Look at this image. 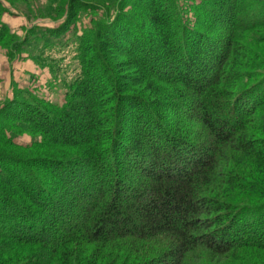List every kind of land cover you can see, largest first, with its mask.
Returning a JSON list of instances; mask_svg holds the SVG:
<instances>
[{
	"label": "trees",
	"instance_id": "16d2710c",
	"mask_svg": "<svg viewBox=\"0 0 264 264\" xmlns=\"http://www.w3.org/2000/svg\"><path fill=\"white\" fill-rule=\"evenodd\" d=\"M133 1L144 8L134 16L113 17L116 0L92 6L90 25L72 39L77 76L62 107L12 100L0 112L82 156L27 162L0 151V228L9 229L0 239L36 257L2 264H192L200 249L249 264L243 250L264 252V60L237 43L264 27V0H210V14L223 19L213 37L182 23L175 0ZM73 2L62 26L39 37L44 46L60 45L91 7ZM3 13L0 2V42L9 33ZM249 14L260 19L247 22ZM13 130L0 121L2 143L19 149ZM81 163L86 171L68 191ZM19 174L29 181L12 183ZM235 189L254 200L232 203Z\"/></svg>",
	"mask_w": 264,
	"mask_h": 264
},
{
	"label": "rangeland",
	"instance_id": "374dc122",
	"mask_svg": "<svg viewBox=\"0 0 264 264\" xmlns=\"http://www.w3.org/2000/svg\"><path fill=\"white\" fill-rule=\"evenodd\" d=\"M73 1L74 0H0L4 8L2 21L9 28V33L3 38L2 42H0V112L7 109L6 107L12 100L27 101L51 113H53L55 109L52 107H62L66 102L68 92L71 91L72 88L70 85L77 76V70L75 69L77 62L74 57L75 45H72V39L80 36L85 31L86 27L90 25L91 16L94 13L92 6L103 5L104 8H106L107 6L105 7V5L110 0H78L80 6L84 3L90 4L91 7L88 10H84V12L80 9L77 14L78 17H76L77 21L71 24L69 30L65 32L64 38L63 36L62 38L57 37V39L61 40V43H59L60 45H57V47H52V45L50 47L48 45L44 46L42 43L43 41L40 40L39 37L42 33L48 32L50 29L62 26L67 20V7H69ZM119 2L122 3V5L118 6ZM175 2L182 15L181 22L188 25V27L209 33L208 35L210 37L218 35L221 32V27L216 23V19L219 21H223V19H219L210 14V10L213 7L209 4L210 0H175ZM108 4L117 7V11L114 10L112 13L113 17H116L117 14L119 15L117 17H124L126 15L134 16L131 11L134 8L144 10L142 4L133 0H116V2H110ZM241 5L243 8H247L245 3L242 2ZM253 12L260 14L258 5H255ZM263 13L264 7L262 8L261 14ZM74 16L75 14L73 17ZM254 18L257 20L260 19L252 14H249L246 19L247 22H250ZM137 23L140 24V21L138 20ZM145 28H148V26L146 25ZM208 29L212 30L208 31ZM237 41L243 48L241 52L244 50H251L256 54L259 60H264V27L240 33ZM65 45L67 46L64 47ZM114 61L115 60H111V63H115ZM168 70L166 69L163 71L168 72ZM114 71L117 72L118 70L114 68ZM145 96L148 101L154 100V98L150 97L152 94L148 93ZM29 107H31L32 110L34 108L32 106ZM27 109L31 111L30 108L27 107ZM17 113L22 116L26 115L25 111L20 108H18ZM28 114L30 115V113ZM45 120L44 118L41 120L36 119L35 122L39 123ZM0 121L8 122L10 126L12 125V127H14L13 131L16 134L12 137V140L15 146L19 147V149H17L8 146L2 143L0 139V151L15 157L17 160L30 162L37 158H48L52 160H72L76 162L82 157L81 154L80 156L76 155V149L58 145L56 139L47 137L44 133L42 134L33 130L31 126H28L29 124L27 122L8 119L1 113ZM129 122L128 111L121 125L123 128L122 131L125 132L126 135L133 132L132 127H130L131 123ZM164 122L166 123L167 120ZM15 130L21 131L17 133ZM195 130L197 129L195 128ZM44 137L49 139H45ZM42 141H45L43 147L39 148L33 146L34 142L41 143ZM85 171V165L82 163L79 164L78 169L75 171L77 173L76 177L70 175L69 185H65L64 187L70 191L71 185L77 183L80 177L82 178V174H84ZM36 172L44 176L45 181L48 180V177L44 175L47 170L46 172H42L36 169ZM25 177L19 174L18 176L12 177L10 180L12 183L21 181L22 184H26L29 179ZM247 180L256 182L252 177L247 178ZM241 185L243 184L241 183ZM245 185L247 184H244V186ZM231 191L234 195L231 202L234 204L246 203L254 200L251 195L245 192L246 190L235 189ZM26 203L29 205V202ZM1 230L9 231V229L4 228H0V231ZM29 230L31 234L36 231V229L32 228L23 229V235L25 233L28 234ZM11 234H13V231H11ZM6 241L7 240L0 239V264L9 260L12 257L11 255L16 256L15 258H23L25 263L36 258L35 255H28L24 251V249H31L30 246L22 243L19 244L18 242H14V244L11 242L6 243ZM248 253H251V255H247ZM257 253L260 252L254 248H248L245 251L243 250L240 254L243 256L242 258L246 256L245 258H247V263L249 264H264V252H261L260 257L255 259L253 255ZM245 258L244 260L247 261ZM188 261L192 264H233L232 258L227 255L215 256L209 252H203L201 249L200 252L196 250L193 256L191 255L188 257Z\"/></svg>",
	"mask_w": 264,
	"mask_h": 264
}]
</instances>
